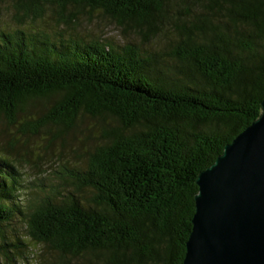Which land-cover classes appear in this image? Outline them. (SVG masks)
Returning <instances> with one entry per match:
<instances>
[{"label": "trees", "instance_id": "trees-1", "mask_svg": "<svg viewBox=\"0 0 264 264\" xmlns=\"http://www.w3.org/2000/svg\"><path fill=\"white\" fill-rule=\"evenodd\" d=\"M18 26L0 27V264L26 246L45 264H183L196 178L260 114L264 0H13ZM65 27L100 11L153 50L31 26ZM29 23V25H28ZM67 29V28H66ZM162 43H164L163 46ZM99 120L100 141L60 184L23 138ZM38 164V165H37ZM89 191V196L83 193ZM23 246V247H22Z\"/></svg>", "mask_w": 264, "mask_h": 264}, {"label": "water", "instance_id": "water-1", "mask_svg": "<svg viewBox=\"0 0 264 264\" xmlns=\"http://www.w3.org/2000/svg\"><path fill=\"white\" fill-rule=\"evenodd\" d=\"M196 184L183 264H264V100Z\"/></svg>", "mask_w": 264, "mask_h": 264}, {"label": "rangeland", "instance_id": "rangeland-1", "mask_svg": "<svg viewBox=\"0 0 264 264\" xmlns=\"http://www.w3.org/2000/svg\"><path fill=\"white\" fill-rule=\"evenodd\" d=\"M13 0H0V27L18 26L19 21L14 17ZM57 16H51L49 11L40 21H29L31 26L45 28L47 30H59L62 33H75L80 38L90 39L98 38L115 46H123L129 42H134L144 49L153 50L155 42L143 43L141 39L132 31L123 29L111 17L104 15L100 11L84 12L80 14L79 22L75 25L65 27L63 24L56 22ZM28 23V25H29ZM67 28V29H66ZM164 43H162L163 46ZM80 129L72 132L63 138H55L52 131H42L38 135L25 137L21 141L27 142L26 150L28 158L31 155L41 154L40 169L26 166V176L28 179L44 177L46 181H54L60 184V177L63 174L64 165L71 166L73 164H82L85 161L84 151L92 149L100 141V135L97 130L99 128V120L91 117H82ZM10 129L0 122V139L7 141ZM38 165V164H37ZM89 191L83 193L84 197H88ZM20 235L24 239L26 246L22 249H16L13 255L16 261L13 264H45L54 261L58 257L56 250L49 248L43 244H36L25 230L20 228ZM85 258L76 260L71 259L72 264H83Z\"/></svg>", "mask_w": 264, "mask_h": 264}]
</instances>
